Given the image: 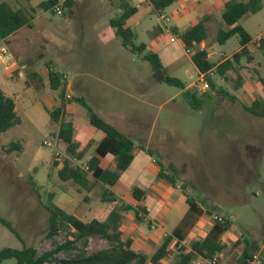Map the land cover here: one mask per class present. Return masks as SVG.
Listing matches in <instances>:
<instances>
[{"label": "rangeland", "instance_id": "obj_1", "mask_svg": "<svg viewBox=\"0 0 264 264\" xmlns=\"http://www.w3.org/2000/svg\"><path fill=\"white\" fill-rule=\"evenodd\" d=\"M45 1L0 0L13 9L24 8L32 15L31 27H22L8 39L0 40V91L14 100L16 114L21 119L18 126L0 134V218L14 231L0 223V249L32 247L41 254L65 241L62 233L46 238L48 216L43 206L49 193L54 194L56 206L89 220L110 212L106 207L111 203L100 201V193L105 188L120 198L119 205L122 202L131 205L134 200L130 193L123 195L125 191L129 187L131 191L133 188L143 190L151 181V177L138 176L144 160L140 148L129 169L120 174L116 186L105 187L98 183L101 191L91 180L89 192L78 191L72 183L58 179L54 159L63 160L66 151L64 144L51 135L46 110L60 105L57 92L48 86L45 64L49 62L53 72L61 75L65 99H69L62 119L73 123L74 139L86 147L87 156L93 153L91 138L96 139L102 133L88 123L86 110L75 102L80 97L138 147L152 151L155 160L177 180L174 189L181 197L180 187L182 183L187 184L185 193L196 198L205 209H211L208 222L212 223L214 216L234 210L238 217L235 216L232 226L242 235L237 244H250L252 254L264 259V119L244 110L253 100L264 106V87L258 81V76L264 78V49L254 43L250 45L252 65L259 75H252L256 80L249 86L253 97H247L248 102L236 100L231 89L233 77L227 71L229 80L224 81L227 86L221 77L212 76L217 87L235 100L224 95H208L198 98L201 105L193 108L181 89L155 82L150 65L121 46L109 27V20L121 12L119 0H76L77 4L65 14L39 9ZM127 1L138 8L137 14L126 24L136 32V43L149 45L157 37L156 53L161 57L166 74L182 81L192 93L197 92L192 86L201 87L200 76L191 62V52L187 53L178 39L169 42L151 5L140 6L141 0ZM179 8L175 2L164 10L167 28L174 24L172 14ZM239 24L254 42L264 32V7L256 14L244 16ZM208 25L206 39L200 46L207 50L209 61L218 65L238 49V39L234 36L224 44L217 42L218 31L226 29L220 13L213 15ZM241 63H246V59ZM32 71L42 78L37 88L26 86L27 75ZM12 143L18 144L20 149L12 150ZM28 176L36 182V187L31 186ZM165 188L166 193L172 189L168 184ZM215 204L221 209L212 208ZM166 205L174 219L179 218L185 208L182 201ZM118 212L122 215V240L132 239L134 250L152 255L161 242L149 237V228L155 224H150L143 214V222L137 220L131 210L118 209ZM155 229L156 226L153 231ZM204 235L198 230L194 237L202 239ZM173 246L172 242L170 247ZM108 248L105 240L92 237L85 252ZM233 251L231 249L230 253ZM76 253L59 252L55 258L65 259ZM236 256L234 253L226 263L236 264ZM1 264H15V261L9 259ZM160 264H173L172 255ZM216 264H220L219 261Z\"/></svg>", "mask_w": 264, "mask_h": 264}, {"label": "trees", "instance_id": "obj_2", "mask_svg": "<svg viewBox=\"0 0 264 264\" xmlns=\"http://www.w3.org/2000/svg\"><path fill=\"white\" fill-rule=\"evenodd\" d=\"M177 0H146L148 5L153 7V13L159 15L162 11L173 5ZM73 0H46L39 5V9L50 11L55 14V7L60 6L61 13L65 14L67 10L73 8ZM264 7V0H229L224 4L221 12V19L226 25L225 30H219L216 40L219 44H224L230 38L236 36L238 39L239 51L232 54L229 59H225L216 65L209 61L208 53L200 47V44L207 36V23L210 21L209 16H203L196 24L184 31L171 28L172 34L176 35L186 51L191 52V62L201 76V84L196 87L197 92H191L186 89L184 83L177 78L170 77L166 74L159 55L148 49L147 44L136 43L137 34L129 28L127 21L133 17L138 8L131 6L127 0H119L120 13L116 14L109 20V27L115 37L120 41L122 47L127 49L131 54L141 57L150 65L152 79L161 84L173 86L183 91L184 98L193 106L198 108L201 105L198 98H207V96L218 95L227 96L231 100L234 97L229 96L227 92L218 88L212 75L224 77L227 71L234 70L235 65H239L243 58L251 61L247 45L252 42L251 36L239 24V21L247 15L258 13ZM32 15L24 8L13 9L8 3L0 2V40H6L14 35L22 27H31ZM261 50L264 45L257 46ZM48 71V86L52 91L57 92L60 105L48 110L49 125L52 130V137L62 142L65 146L66 158L58 161L54 159V166L57 167L58 179L63 183H72L78 191L91 189L90 180L93 183H100L105 187H113L119 179L122 172L127 170L134 160L135 149H142L149 157H154L153 152L142 146L138 147L134 141L118 129L101 118L89 106L87 101L82 97L76 98L75 102L86 110L88 123L96 130L103 134V138L94 146V156L90 157L83 163L87 154L86 148H80V144L74 139V126L71 121L62 119L66 109L64 88H62V78L58 72H53L50 63L45 64ZM41 76L36 72H30L27 75L26 86L37 88V82H41ZM258 81L264 87V78L258 76ZM247 113L264 119V106L254 101L249 107L244 108ZM21 123L20 117L15 111V102L12 98L7 97L0 91V134L6 133ZM57 132L55 133V129ZM12 150H19L16 143L11 144ZM107 156L113 157L115 166L113 170L102 169L100 159ZM73 160L80 162L74 163ZM157 167V179L167 182L173 188L177 187V180L165 171L162 163L154 160ZM28 181L32 187H36V182L28 176ZM187 184L182 183L180 190L188 205L187 214L181 219L177 227L167 236H164L161 243L152 255L147 256L142 252L134 251L131 248L132 240H122L120 225L122 215L118 212L133 211L137 220H143L144 213L142 207H133L131 205L120 203V198L108 188H105L100 194L101 202H110L111 209L104 220L91 219L84 221L75 215L68 213L53 202L54 194L49 193L44 204V210L47 213V231L46 238L52 239L60 233L65 235V241L62 244H54V248L37 254L32 247H24L20 250L11 248L0 249V264L6 260L13 259L15 264H160V262L172 255L173 264H194L197 259L206 264L217 262V255L224 249L225 245L221 242V236L232 228L230 218L220 216L221 221L214 220L208 234L202 238L190 241L188 247L183 245L186 237L197 220L203 215H211L210 211H205L201 205L191 196L185 193ZM144 192L141 189L133 188L131 191L132 199L139 202ZM86 199V198H85ZM143 222V221H142ZM0 223L11 232H14L10 224L0 218ZM99 237L105 240L109 248L97 250L92 253H86L85 249L89 238ZM174 241L173 251L169 249L170 244ZM238 243V242H237ZM235 243V244H237ZM178 244H182L178 247ZM77 251L74 256L65 259H56L59 252L70 253ZM252 253L245 248L236 260V264H248L252 258ZM204 263V264H205Z\"/></svg>", "mask_w": 264, "mask_h": 264}, {"label": "crops", "instance_id": "obj_3", "mask_svg": "<svg viewBox=\"0 0 264 264\" xmlns=\"http://www.w3.org/2000/svg\"><path fill=\"white\" fill-rule=\"evenodd\" d=\"M73 1L75 2V4H74V6H75L77 4V1L76 0H73ZM227 1H229V0H177L176 2H178L180 8L177 11H175L174 14H172V16L174 18V20H173L174 24L172 26H169V28H170V30H171V28H176L179 31H184V30L188 29L189 27L193 26L194 24H196L198 22V20L201 19L203 16H209L210 17V21L207 23V25H208L212 21L213 15H218V13H220V16H221V12H222V9L224 7V4ZM240 1H242V0H240ZM60 2H61V0H60ZM139 5L140 6H147L148 4L146 3V0H141L139 2ZM163 12L164 11H162L158 16L160 18V22H161V24L163 26V30H164V28L167 26L166 23H167L168 19L166 16H163L164 15ZM172 35L175 37V40L178 39L176 35H174V34H172ZM168 37H170V36H168ZM252 41H253V39H252ZM251 44H252V42L247 45V48L249 50V55L252 57V54L250 52V45ZM147 47L149 50L156 53V51L159 48L158 38L155 37L154 43H151V44L149 43V45H147ZM239 49H240V47H238V49L234 53L238 52ZM159 57H160V55H159ZM160 59H161V57H160ZM225 59H228V57L225 56L222 59V61H224ZM252 60H253V58H252ZM252 60L251 61L246 60V63H244V64L240 62L239 65H235L234 70H230L227 72V73L232 74L233 82H232V88L231 89L234 90V96L237 98L236 100L239 102L242 101V99L244 101H247V99H246L247 97H253L250 94L249 86H253L254 80H256L255 78L253 79L252 75L255 74L258 76L259 74L255 71V68L252 65ZM227 73L224 77H221L222 78L221 81L223 84H224V81L228 82V80H229V78H228L229 74H227ZM8 79H9V77H8ZM201 80L202 79L200 76L199 81H201ZM225 86H227V85H225ZM252 102H254V100ZM102 138H103V134L96 139H95V136L91 138L90 143L92 146L91 148L93 149V153L91 155H88V156L86 154L84 159H83V163L87 159H89L90 157L95 155L94 154V146ZM80 148H86V147H82V145L80 144ZM136 151H137V149H135V151H134V160H135V152ZM143 155H144V160L142 162L141 171L138 174V176H141V178L151 177V181H150V183H148V187L144 188L143 190L141 189L144 192L141 200L138 203L134 201L133 204L131 203V205L133 207H137V205L142 207V209L144 210V213H142V214L145 216L146 219H148V222H150V224L151 223L155 224V225H152V228L154 229L156 226L157 229H155L153 231V229L150 227L149 231L151 233H150L149 237H151L153 240L159 242L160 240L162 241L164 236L169 235L177 227V225L179 224L181 219L187 214L188 205L185 202L184 196L181 197V195L178 192H176V190L173 187H172L170 192L166 193L167 190H165L166 189L165 187H167V183L165 184V182L163 180L161 181V180L157 179V167H156L155 161H154L155 158L149 157L144 151H143ZM134 160H133V162H134ZM114 165H115V161H114L113 157H111V156H107L105 158L100 159V167L102 169L113 170ZM119 179L114 186H116L118 184ZM95 185L99 186L101 191H102V187L98 183H95ZM128 193L131 194L130 187H129V189H127V191H125V193L123 195L128 194ZM121 194L122 193L120 192L119 195L121 196ZM154 199H155V202H154ZM178 201H182L185 205V208H183L182 213H180L181 214L180 217L174 219L169 207L167 206L168 204L166 205V203L175 204ZM153 208H155L154 214H153ZM201 208L205 211H210V214H212L211 209H209V208L205 209L203 206H201ZM212 208L221 209V206L218 204H215V205H213ZM106 209H108V212H109V209H111V205H108V207H106ZM87 211H90V208L87 207ZM225 212H223V214L221 213V215L230 218V220L234 222L235 216L237 215V213H235V211L232 209L229 211H225ZM71 214L75 215L74 213H71ZM106 214L108 215V213H105V214L100 215L99 218L94 217L91 219L104 220L107 217ZM169 215H170V218H169ZM75 216L78 217L77 215H75ZM210 216L211 215L206 214V215L201 216L197 220L195 225L192 227V229L188 233L186 240L183 242L184 246L188 247V243L190 241H193L192 238H194V240H197L194 237L195 231L201 230V232H204L205 235L202 238H204L208 234V232L210 231V229L212 227V223L208 222V219H210ZM236 217H238V216H236ZM78 218L82 219L80 217H78ZM91 219H89V220H91ZM89 220H84V221H89ZM120 230H121V226H120ZM121 232H122V230H121ZM241 236L242 235H240V233H237L233 229V226H232L230 231H228L227 233H225L224 235L221 236V242L225 245V249L220 254L217 255V259H218L217 262L219 261L220 264H227L226 261H228L234 255V253H236V255H237L235 258V263H236V260L238 259V257L244 251L245 248H247L251 253H253V251L249 249V246H251L250 244H243V245L242 244L241 245L240 244L239 245L238 244H228L230 242L231 243H237ZM130 240H132V239H130ZM133 244H134V240H132V245H131L132 249H133ZM173 244H174V241H173ZM250 248H252V247H250ZM169 249L172 250L173 247L171 248L169 246ZM231 249H234L235 251L230 253ZM254 249L256 250L255 247H254ZM134 251L141 252L138 250H134ZM197 260L195 261L196 264L199 263ZM199 264H204V263L200 262Z\"/></svg>", "mask_w": 264, "mask_h": 264}, {"label": "built area", "instance_id": "obj_4", "mask_svg": "<svg viewBox=\"0 0 264 264\" xmlns=\"http://www.w3.org/2000/svg\"><path fill=\"white\" fill-rule=\"evenodd\" d=\"M55 13H56V14H60V13H61V8H60V6L55 7ZM164 33H165L166 35L170 36V37H169V41H170V42H174V41H175V37L172 35L170 28L165 27V28H164ZM252 43H254L256 46L264 45V32H263L262 34H260V36H258L256 39H254V42L252 41ZM186 52L189 53V51H186ZM66 97L69 98V96H66ZM45 144H46L47 146L50 145V143H47V142H45ZM73 162H74V163H78V164L80 163V162L75 161V160H73ZM213 220L221 221V217H220V216H214V217H213ZM181 245H182V244H178V247H180ZM200 262H203V261L199 259V263H200ZM199 263H198V264H199ZM203 263H205V262H203ZM206 263H207V261H206ZM206 263H205V264H206ZM212 264H216V263L213 262ZM248 264H264V259H262V258L260 257L259 254H253V255H252V258H251V260L248 262Z\"/></svg>", "mask_w": 264, "mask_h": 264}]
</instances>
